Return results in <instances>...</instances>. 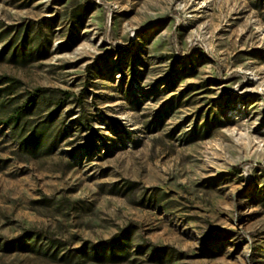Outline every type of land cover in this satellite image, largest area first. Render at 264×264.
<instances>
[{"label":"rangeland","instance_id":"374dc122","mask_svg":"<svg viewBox=\"0 0 264 264\" xmlns=\"http://www.w3.org/2000/svg\"><path fill=\"white\" fill-rule=\"evenodd\" d=\"M1 76L0 264H264V0H0Z\"/></svg>","mask_w":264,"mask_h":264},{"label":"trees","instance_id":"16d2710c","mask_svg":"<svg viewBox=\"0 0 264 264\" xmlns=\"http://www.w3.org/2000/svg\"><path fill=\"white\" fill-rule=\"evenodd\" d=\"M2 82H6L9 83L11 86H15L16 83H18V81L10 76H1L0 77ZM46 88H36L33 91L29 92V97L26 98L23 103L20 106H15L10 114L3 120V124L4 125H10L12 129H16L20 120L23 118L24 116V112L26 109L30 108L31 105L33 104V101L35 100V98H39L41 97L45 92H46ZM61 95H64L60 99L57 100V104H61L62 101H64L65 99H67L68 97L72 96V94H70L69 92H61ZM75 100H78V97L74 98ZM79 101V100H78ZM33 133L35 132V130L32 131ZM32 138V134H27L26 136H21V142H25V141H30ZM234 170H238L239 167L238 166H233ZM35 237H38L39 235H41L38 232H31ZM122 233H117L114 234L111 238L106 239L104 241L98 242V243H94L89 245V248L91 250H98V249H102V248H113L114 246H119L121 245V238H122ZM208 234H205V237H207ZM47 239H49V241H51L52 243L56 244V240H54L53 238L47 237ZM86 243V242H85ZM86 248V245L84 244L82 246V249ZM155 251H163L164 247H156L153 246L152 247Z\"/></svg>","mask_w":264,"mask_h":264}]
</instances>
